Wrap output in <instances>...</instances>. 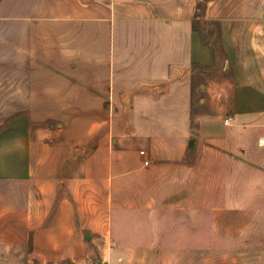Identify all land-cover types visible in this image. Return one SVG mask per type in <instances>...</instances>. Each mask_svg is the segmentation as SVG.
Listing matches in <instances>:
<instances>
[{
    "label": "crops",
    "instance_id": "crops-1",
    "mask_svg": "<svg viewBox=\"0 0 264 264\" xmlns=\"http://www.w3.org/2000/svg\"><path fill=\"white\" fill-rule=\"evenodd\" d=\"M130 205L196 232L164 262L252 264L264 0H0V264L29 246L20 262L140 261L150 242L108 251L113 208ZM205 213L227 232L206 255Z\"/></svg>",
    "mask_w": 264,
    "mask_h": 264
},
{
    "label": "rangeland",
    "instance_id": "rangeland-1",
    "mask_svg": "<svg viewBox=\"0 0 264 264\" xmlns=\"http://www.w3.org/2000/svg\"><path fill=\"white\" fill-rule=\"evenodd\" d=\"M9 122V121H7ZM58 122L56 120H46L41 121L38 124L29 123V128H34L38 126H43L45 128L48 127H56ZM59 124V123H58ZM46 143L51 144L52 143V136L49 135L45 138ZM201 217V216H199ZM169 216L162 214V211H153L150 214L147 212H133L131 205L129 207H115L113 208L112 212V227L109 232V246L108 251L116 252L118 251H129L133 248L134 244L139 245H145V243L150 242L152 245L150 248H147L145 245V248H137V249H145L143 253H145V256L139 259L140 261L132 262V260H124L122 258H117L116 260H113L109 257V259L106 261L105 264H170L169 262L162 261L164 258V252L165 250H168L165 252L168 254L171 252L174 254L175 251H179L180 249H185V247L180 246L181 242L184 240H188V242H191V240L195 239L196 232H192V230H180L178 226L180 224H176L177 230L170 231L166 230L165 226V220L168 221ZM213 215L210 213L204 214L202 216V226L203 230L202 232H198L197 235L204 238L205 245L204 247H198V249H204V253L209 254L211 251V244H207V238H209L210 243H212V240L214 238H220L219 239V245H221L223 240L227 237V232L223 231L222 233L218 232L217 230H214L213 227L215 226V223L213 222ZM258 216H252V243L253 246L250 248L252 249V264H260L259 263V253L261 251V239H263V222L259 221ZM244 220L243 217L241 219ZM258 222L262 223V228L258 225ZM182 227H186V224L184 223ZM204 236V237H203ZM155 245V246H153ZM164 245H174L177 247H165ZM263 245V243H262ZM228 249L227 247H215L213 249ZM20 247H17L16 250L12 248L13 250V259H16V262L6 263V264H31L23 262L25 257H23L22 261L20 262L19 254L23 253L24 255L30 254L31 247H25L20 251ZM190 249V248H188ZM15 250V251H14ZM99 249L93 248V251L99 252ZM255 251V252H254ZM254 254H257L254 256ZM155 256V257H154ZM149 257V259H147ZM218 257V256H217ZM217 257L213 259H208V261H202L201 258H198L196 262L189 263V264H212L213 261L217 259ZM235 255H232L231 258H234ZM242 257V255H241ZM231 258L229 256H221L218 257V260L220 264H229L231 261ZM155 260H158L155 262ZM36 264V263H33ZM52 264V263H48ZM68 264V263H67Z\"/></svg>",
    "mask_w": 264,
    "mask_h": 264
},
{
    "label": "built area",
    "instance_id": "built-area-1",
    "mask_svg": "<svg viewBox=\"0 0 264 264\" xmlns=\"http://www.w3.org/2000/svg\"><path fill=\"white\" fill-rule=\"evenodd\" d=\"M228 119H226V121H227ZM139 154L141 155V156H143L144 158H146L147 157V153H146V151H144V150H140L139 151ZM149 163V160H148V158H146L145 160H144V165H147Z\"/></svg>",
    "mask_w": 264,
    "mask_h": 264
}]
</instances>
